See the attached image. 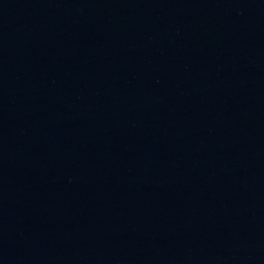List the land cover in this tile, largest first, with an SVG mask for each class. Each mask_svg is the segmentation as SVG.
Instances as JSON below:
<instances>
[{"label":"water","instance_id":"95a60500","mask_svg":"<svg viewBox=\"0 0 264 264\" xmlns=\"http://www.w3.org/2000/svg\"><path fill=\"white\" fill-rule=\"evenodd\" d=\"M0 264H64L0 157Z\"/></svg>","mask_w":264,"mask_h":264}]
</instances>
